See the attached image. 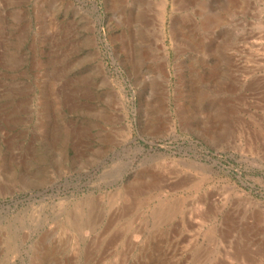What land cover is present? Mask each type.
Masks as SVG:
<instances>
[{
	"label": "rangeland",
	"instance_id": "1",
	"mask_svg": "<svg viewBox=\"0 0 264 264\" xmlns=\"http://www.w3.org/2000/svg\"><path fill=\"white\" fill-rule=\"evenodd\" d=\"M0 264H264V0H0Z\"/></svg>",
	"mask_w": 264,
	"mask_h": 264
}]
</instances>
